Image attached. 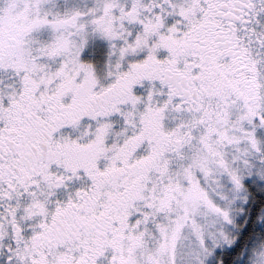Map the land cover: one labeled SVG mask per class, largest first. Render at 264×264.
<instances>
[{
	"label": "snow or ice",
	"instance_id": "snow-or-ice-1",
	"mask_svg": "<svg viewBox=\"0 0 264 264\" xmlns=\"http://www.w3.org/2000/svg\"><path fill=\"white\" fill-rule=\"evenodd\" d=\"M0 264H264V0H0Z\"/></svg>",
	"mask_w": 264,
	"mask_h": 264
}]
</instances>
